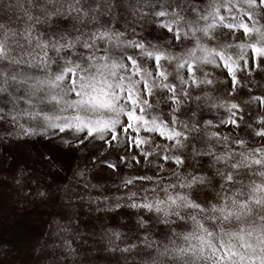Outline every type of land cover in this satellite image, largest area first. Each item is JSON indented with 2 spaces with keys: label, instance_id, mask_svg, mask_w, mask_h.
Here are the masks:
<instances>
[{
  "label": "snow or ice",
  "instance_id": "6c2138e0",
  "mask_svg": "<svg viewBox=\"0 0 264 264\" xmlns=\"http://www.w3.org/2000/svg\"><path fill=\"white\" fill-rule=\"evenodd\" d=\"M5 10L0 144L18 154L16 182L29 162L53 183L70 154L95 165L63 191L69 207L106 214L101 233L82 254L70 221L63 264H264V91L245 82L264 78V0H9ZM105 170L122 194H100Z\"/></svg>",
  "mask_w": 264,
  "mask_h": 264
},
{
  "label": "rangeland",
  "instance_id": "374dc122",
  "mask_svg": "<svg viewBox=\"0 0 264 264\" xmlns=\"http://www.w3.org/2000/svg\"><path fill=\"white\" fill-rule=\"evenodd\" d=\"M8 2L9 0H0V20L6 21L8 16L13 15L5 10ZM12 2L14 3L15 0ZM144 35L154 40L161 33L158 29L146 28ZM257 81L264 83V78L257 76L253 81L245 79L251 93L258 95L264 89L257 86ZM241 92V98L246 99L249 89H241ZM192 107L195 108V105L193 104ZM254 114V110L248 111L246 119L251 120ZM203 118L212 119L214 116L205 108ZM17 155L7 142L0 144V264H63L60 260L59 246L66 233L61 229L69 225L70 221L71 227L78 229L81 234V238L75 239L74 246L81 245L82 254L84 249H91L101 233V223L97 217L106 214L90 211L86 204L81 206L75 200L69 207L63 191L65 185L75 183L74 174L78 167L87 166L89 169L95 167L89 153L76 152L67 156L64 162L65 170L61 172L55 183L41 176L39 172H32L33 166L29 162L30 174L27 175L23 184L16 182L18 161L14 162L13 158ZM204 163L207 166V161ZM124 171L127 173L129 169ZM101 175L103 179L99 180V183L105 191L100 194L114 196L124 192L123 189L117 192L116 186L119 184V179L116 176L111 175L107 170ZM32 176L36 177L39 185L27 182ZM48 185L51 187L49 188ZM38 186L40 190L49 192L47 200L37 195ZM80 192L84 194L83 189H80ZM97 194V190H92L93 196ZM121 212H128V210L122 209ZM108 215H115L116 222H130L127 217L124 221H120L119 215ZM104 223H113V221L105 220Z\"/></svg>",
  "mask_w": 264,
  "mask_h": 264
}]
</instances>
